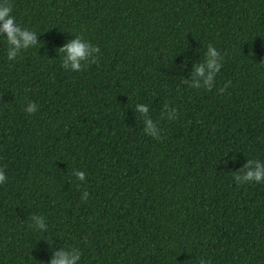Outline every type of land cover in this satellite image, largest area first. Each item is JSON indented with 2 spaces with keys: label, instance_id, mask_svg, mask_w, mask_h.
<instances>
[{
  "label": "trees",
  "instance_id": "1",
  "mask_svg": "<svg viewBox=\"0 0 264 264\" xmlns=\"http://www.w3.org/2000/svg\"><path fill=\"white\" fill-rule=\"evenodd\" d=\"M9 2L37 46L8 61L0 36V264L65 246L81 264H264V183L233 181L264 161V0ZM77 36L100 51L66 71Z\"/></svg>",
  "mask_w": 264,
  "mask_h": 264
},
{
  "label": "clouds",
  "instance_id": "2",
  "mask_svg": "<svg viewBox=\"0 0 264 264\" xmlns=\"http://www.w3.org/2000/svg\"><path fill=\"white\" fill-rule=\"evenodd\" d=\"M13 8L9 0H0V36L6 37L3 39V43L7 45L6 58L8 61H13L22 52H25L29 48L37 46V33L30 31L27 28L20 26L16 21V17L12 14ZM100 49L84 38L77 36V38L70 43L64 45L60 52L63 54L62 68L70 72L80 71L87 62L93 61ZM218 50L209 44L203 55V59L200 63L194 65L193 74L195 77L204 76L207 70L208 75L204 77V87L206 91H210L216 80L214 79L218 75V71L221 67L220 63H217ZM222 60L223 57L221 56ZM71 64V69L67 68V65ZM199 87V85H196ZM225 88H219L218 91L223 93ZM26 115H33L38 111V105L35 102L29 101L24 107ZM136 111L142 116L148 112L147 106L143 104L136 105ZM147 128L145 133H150L153 128L151 120L145 119ZM155 139V137H153ZM72 175L79 181L85 180V173L79 170H73ZM8 177L0 169V185H3L7 181ZM233 181L238 184H260L264 183V161L249 160L240 174L234 173ZM88 193L85 191L81 196V200H86ZM39 227L43 228L42 224ZM82 253L78 249L65 248L56 252L50 259L49 264H81ZM201 264H207L206 261H202Z\"/></svg>",
  "mask_w": 264,
  "mask_h": 264
}]
</instances>
